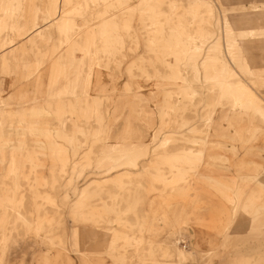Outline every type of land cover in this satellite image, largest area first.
Instances as JSON below:
<instances>
[{"label": "rangeland", "instance_id": "obj_1", "mask_svg": "<svg viewBox=\"0 0 264 264\" xmlns=\"http://www.w3.org/2000/svg\"><path fill=\"white\" fill-rule=\"evenodd\" d=\"M170 1L180 7L179 21L189 32L184 48L186 56L177 69L180 76L179 85H185L182 83L183 79L186 85L193 87L201 94V98L192 104L189 103V108L184 112L181 110V117L175 116L172 108L171 116L175 120L167 119L166 129L159 131L161 124L159 108L163 105V92L176 90L175 88L180 86L166 85L154 74L153 67L147 66L149 73L153 74L151 78L142 76L136 70V77L132 80L134 90L131 94H143L147 96V100L146 104L143 102L145 106L140 103L137 109L139 112L142 110L144 112L140 114L142 116L140 122L131 118L132 128H136L137 125L141 132L134 136L131 140L133 145L128 147L135 150L137 145L142 144L152 151L155 148L153 139L157 134L163 138L175 132L178 140L161 149L162 153L159 155H166V152L179 155L184 151L193 153L190 161H179L173 164L181 169L178 176L173 174L169 162H165L167 164H163L162 161L157 162L152 158L151 153L146 158L138 159L136 171L131 176L133 183L129 184L130 187L138 184V188L131 196L126 193L123 195L118 183L110 182L123 172L113 173L107 179H103L97 167L98 159L104 155L105 147L116 146L117 151L123 149L119 145L124 140L116 139L115 136H120L127 130L130 112L135 109L122 98L124 87L129 81L127 68L131 62L147 59L149 55L153 57L145 48V40L139 28L138 19L133 22L138 37L137 44L130 49L131 47H127L130 45L127 41L126 48L122 52L125 57H120L121 65L111 66L108 69L103 65V53L99 49L91 48V45L99 44L96 38L88 39L87 37L77 46L74 42H65L64 39L66 48L58 49V44L63 42L57 29L60 22L58 14L63 8L60 1L53 9V15H50L52 11L46 0H36L39 9L34 17L31 9L27 8V0H20L17 17L12 19L11 23L5 20L0 21L6 23L0 27V44H3L0 48V94L5 98L3 124L0 127V190L4 184L23 182L29 176L30 179L24 182L38 183L37 192H42V196L38 195V201L43 203L46 193L52 195L60 206L59 213L56 214L51 206L47 205L50 209L48 213L55 218L53 227L58 228L57 220L63 222V233L55 232V235L65 237L63 245L65 248L62 249L61 246L47 244L42 230L35 236L34 231L28 232L23 226L18 227L12 234L15 240H9L10 243L5 245V264H45L44 256H55L57 252L62 253L64 256L62 258L65 262L67 261V264H178L180 261L176 257L174 247L170 253L171 257H162L159 254L162 245L171 250V246L177 241V247L184 252L185 256L184 260H181L182 264H263V121L261 117L253 116V112L249 113L248 118L235 117L238 113L231 107L206 110L208 87L219 79L215 73L213 74L216 67L207 78L201 64L207 56L217 55L221 62L227 63L226 70L228 74L230 73L229 79L220 81L228 83L241 81L244 86L264 100V38H249L246 41V46L250 47L253 65L262 73V83L251 82L249 77L241 73L230 55L227 40V33L232 25L237 30L244 28L243 24H238L237 21L241 15H246L253 22V25L248 24V27L250 25L264 27V0H165V3ZM194 2L210 5L209 11H206L207 6L204 5L197 13L199 17L204 18L203 22H198L197 14L190 13ZM165 3L163 10L168 11ZM34 11L36 12L35 9ZM47 15L50 18L44 21ZM116 19L119 21L121 17L117 16ZM175 21L177 22L178 19L175 18ZM34 23L37 25L33 28ZM92 23L94 24L95 21H90L87 26ZM53 26L54 29L48 31ZM45 32L47 34L41 40L42 36L37 35ZM8 34L14 36L13 43L7 41ZM214 44L220 46L217 54L212 51ZM42 46L49 50L48 59L45 58L48 60L46 62L37 57L36 49ZM76 47L80 48L79 52L75 49ZM86 50H90L92 56L91 59L86 57V62L92 60L94 64L79 67L76 57H81ZM59 54L65 57L59 59ZM4 57L9 62L12 61L14 68L12 73H9L2 65L1 59ZM167 60L172 62L173 58L167 57ZM26 64L29 65L28 69H24ZM194 65L198 70L197 74L194 73ZM159 69V75H163L166 71L163 67ZM38 74H42V79L36 81L35 77ZM43 81L44 96L37 98L38 88ZM95 82L107 90L104 93L101 92L103 95L111 96V100L105 104V108L109 107L111 111V113L105 112V123L110 127L108 135H113L111 139L97 145L94 144L95 134L91 130V126L93 129L98 127L97 123L93 120L89 124L86 122V119L92 116L91 112L86 113L83 107H79L80 111H76L73 107H66L58 95L61 90L70 93L72 98L75 95L88 96L93 102L99 93ZM88 83H93L92 90L88 88ZM21 92L28 93V101L21 103L18 95ZM49 93L54 94L55 107L47 105L45 97ZM180 101L182 98L179 94L172 100L176 104ZM48 110L58 113L57 118L60 119L62 126L72 124L78 119L84 125L90 126V129L80 136L81 146L76 149L63 146L64 140L54 136L61 145L60 148L55 149L46 145L43 132L39 130L33 133L16 132L15 127L20 118H23L21 119L23 122L30 121V126L35 129L45 127L43 122L46 119H52L47 114ZM148 112L152 114L146 118ZM148 119L150 120L147 121ZM208 122L211 123L212 128L208 127ZM239 127L247 131H240ZM193 129L200 132L193 134ZM251 129L256 130L251 131ZM204 137L209 142L205 147L198 143L199 139ZM26 141L30 144L28 148L23 146ZM201 149L208 150L203 160L198 162L196 151ZM74 150L77 153L75 156ZM115 155L119 156V153ZM210 156L224 159L215 161L211 160ZM65 159L69 160L67 174L64 178L58 179L57 190L52 192L50 185L45 183L52 179L53 174L60 171L59 166ZM226 159L227 161H224ZM211 165L216 166L213 168ZM196 168L200 169L197 170L199 175L210 173V171L213 173L206 177H199L193 174ZM162 173L166 176L162 177ZM252 176H256V179H251ZM186 177L190 179L193 188L189 194L185 192ZM94 179L108 182L105 185L107 191L118 193V198L123 196V201L117 199V212L108 215L102 212L101 217H92L99 223L98 225L93 222L82 223V217L91 214L92 208L100 205L99 196L86 191ZM163 179L166 180V184ZM238 192L239 195H237ZM85 193L88 194L83 197ZM66 194L67 200H65ZM30 196L31 194L26 196L28 212H32ZM101 198L109 201L106 194ZM82 199L84 200L81 201ZM78 201L82 202L80 206H76ZM6 204L9 203L6 202ZM252 207L256 209L255 212L252 211ZM11 214L10 220H14L15 213L11 211ZM31 221L37 228L38 221L35 213ZM141 225L144 226L142 233L145 237H141L138 248L140 251H136L138 249L133 247L124 248V240L118 241L117 236L120 237L124 233L137 235L141 231ZM114 241H118V245H113ZM203 243L208 247L200 249ZM148 245L154 251L156 250L154 255L147 254L144 250ZM122 254L125 256L123 257Z\"/></svg>", "mask_w": 264, "mask_h": 264}, {"label": "bare ground", "instance_id": "obj_2", "mask_svg": "<svg viewBox=\"0 0 264 264\" xmlns=\"http://www.w3.org/2000/svg\"><path fill=\"white\" fill-rule=\"evenodd\" d=\"M19 1L20 0H0V21L5 20L7 21V23L9 22L11 23V20L17 17V11L20 8ZM59 1L63 4L62 10L58 14L60 22L57 26V29L58 32L60 33L61 41L63 40V42H60L58 44L59 50H63L66 48L64 45V39L66 40L65 42H74V45L77 46L87 37L88 39L96 38L99 41V44L98 45L93 44L91 45V48L93 47L94 49H99V51L103 53L102 54L104 57L103 65L107 69L110 68L111 66L119 67L122 63L120 57L122 58L125 57V55L122 52L126 48V42L128 41L130 43V45L127 46V47H131L130 49H132L133 45L137 44L138 42V37L133 24V22L136 19H138L139 28L145 40V48L147 49L149 54L153 55V57L149 55L147 59L143 58L138 62L137 61L131 62L129 67L127 68L126 73L129 77V81L124 87L122 98L126 99L127 100L126 102L130 105V107L134 106L135 109L133 108L134 111L130 112L131 117L129 118L130 120H128L129 122L127 124V130L123 132V134H121L120 136H115L116 139L120 138L124 140V142L121 145H119V147L123 149L117 151L116 146H107L103 149L104 155L102 156V158L98 159L97 169L101 171V173L99 174L102 175L103 179H107L108 176H111V174L113 173L123 172L122 175L117 176L115 179L111 180L110 182L118 183L119 188L123 191V195L126 193V195L131 196L137 191L138 188V184H135L134 187H130L129 185L133 183V179L131 176L134 175L136 171L135 168L137 167V160L140 158H146L151 153L152 158L157 162L162 161L163 164H167L165 162H169V166L173 174H175V176H178L181 172V169L179 167H175L174 166L175 163H178L179 161H184V162L190 161L191 154L193 152L184 151L180 155L174 154L173 152H166V155H159L162 153L161 149L166 148L171 143H174L178 140L176 138L177 133L171 132L170 135L166 137L164 136L163 138L157 134L153 139V143H155V148L152 151H149L148 148L142 144L137 145L135 150L130 149L128 146L133 145L131 140L134 138V136L138 135L141 132V130L137 128L138 127L137 125L136 128H132L133 125L131 122V118L132 119L135 118L136 121L140 122L142 117L140 114L144 112L143 110L142 112L141 111L139 112L137 109L140 103L141 104L143 102L145 103L147 100L146 99L147 96L145 97L143 94H139V93H135L133 95L131 94L132 91L134 90L133 89L134 83L132 82V80L136 77L135 71L138 70L142 76L151 78L153 74L149 73L147 69V66H150L154 68V74L157 76V78H159L166 85L180 86L179 85L180 76L177 69L180 66V63L183 61V58L186 56V52L184 48H185L186 40L187 38H189V32L184 29L182 22L179 21V18L181 16L179 11L180 7L175 5L172 1L165 3V0H136V2L134 0H46L48 7L52 11L50 15H53V9L56 7ZM27 2H28L27 8H30L32 15L36 17L37 9H39L38 5L36 4V0H27ZM164 3L167 4L166 6L168 8V11L163 10ZM204 5L206 4L194 2L191 5L190 13L197 14L199 9H202ZM206 6H207L205 7V9H207L206 11H209L208 9H210L209 7L210 5H206ZM34 9L36 10V12L34 11ZM117 16L121 17L119 21H117L116 19ZM49 18L50 16L47 15L44 17L43 20L48 21ZM175 18L178 19L177 22L175 21ZM197 19L198 22L204 21V18L199 17L198 14H197ZM92 20H94L95 23L94 24L92 23V25L87 26V24H89L90 21ZM237 21L238 24L239 23L241 25L243 24L244 28L243 29L240 28L237 30L233 27L234 25H232L228 30L227 40L229 41L230 55L234 58L236 64L238 65L241 73L244 74V76L249 77L251 82L260 83L262 81L261 78L262 73L258 70L257 67H254L255 65H253V60L249 52L250 47H248L249 45L246 46V41L249 38H259V39L264 38V27H256V26L251 27V25H253L252 24L253 22L246 15H241ZM5 24L6 23L4 22H0V27L4 26ZM248 24H251L250 27H248L249 26ZM36 25L37 24L34 23L33 28ZM166 25L168 26L167 29H166ZM52 29H54V26L48 31H52ZM46 34L47 33L45 32L37 36L39 37L42 36L41 40H43ZM7 41L9 43H13L14 36L12 34H8ZM1 47H3V44H0V48ZM219 48L220 46L218 44H214V46L212 47V51L217 54V52H219ZM75 49L77 50V52H79L78 50L80 48L76 47ZM36 51L38 52L37 57H39L40 60H43L44 62L48 61L45 60V58L48 57L49 50L47 48L45 47L43 48V46L38 47ZM90 52H91L90 50H86L82 54L80 53L82 55L81 57L77 58L75 56L77 59V65L79 67L80 66L84 67L86 65L92 66L94 64L92 60L90 62H86L85 60L86 57H89L90 59L92 58ZM187 56L190 57V55L188 54ZM58 57L59 59H62L65 56L59 54ZM167 57H172L173 61L169 62L167 60ZM1 63L9 73H12L14 69L12 67V61L9 62L8 59L4 57L1 59ZM201 65L205 71V74L207 75V78L210 77L211 73L213 72V69L216 67V70L213 72V74L215 73V75L219 79L217 82L209 85L208 87L209 92L207 94V99H208L207 104L205 105L206 110H212L217 107H221L223 109H226L227 107H231L235 109L236 112L238 113L235 115V117H242V118L243 117L248 118V116L250 115L249 113L253 112V116L255 115L262 118L264 125V100L260 99L250 88L244 86L241 83V81H234L231 83L223 81L224 79L230 78L229 76L230 73L228 74L226 70L227 69L226 62H221L220 57L215 55L214 57L207 56L203 60ZM159 67H163L166 70L163 75H159L160 73ZM28 68L29 65L26 64L24 66V69H28ZM193 68H194V73L197 74L198 70L196 66L194 65ZM46 69L47 71H49L48 67H46ZM35 78L36 81L41 80L42 74H38V76ZM221 79L223 80L220 81ZM95 83H96L95 86L98 87L99 89L97 88L94 89H97L99 93L96 95V98L93 102H91L88 96L78 97L75 95V97L72 98L70 96L71 94L66 91L60 90L58 92V95L60 96V99L62 100V102L66 107L68 108L73 107L75 108L76 111H80L79 107H83V110L86 113L87 111L91 112L92 116L87 118L86 122L89 124L93 120L94 122L97 123L98 126L97 128L93 129V126H91V130L95 134L94 144L97 145L102 143V141L104 140L111 139L113 135L111 136L108 135V129L110 127L105 123V112L111 113L109 107L105 108V104H107L106 102H108V100H111L110 99L111 96L103 95L101 92L104 93L107 90H105L103 87L101 88L98 82ZM182 83L185 85L176 87L175 88L176 90H167L163 92V96H164V100L162 102L163 105L159 108V116L161 122L159 126V131H163L164 129H166L165 122L167 119H169L170 121L175 120V118L171 116L172 112L174 113L175 116L176 115L180 116L181 110L182 112H184V110L189 108L188 105L189 103L192 104L194 103V101L201 98V94L197 92L193 87L186 85V82L183 81V79H182ZM43 84L44 81L42 85H40V88H38V94L36 95L37 98H42L44 96L45 90L42 88ZM88 84H89L88 88L92 90V88L94 87L92 86L93 83H88ZM136 86L138 87V85ZM178 94L181 96L182 101L176 104L172 102V100H174L175 96ZM12 95L13 93L10 95V97ZM18 95L20 97L19 99L21 100V103H24L29 100L28 93L26 92H21ZM53 95L54 94L49 93L45 97L47 105L49 107L56 106V100L53 97ZM126 106L128 105L126 104ZM4 107H5V98L3 95L0 94V127L3 124L2 113L4 112ZM130 107L128 106V108ZM47 114L50 115L52 119H46L43 122L46 125L45 127L40 129H35V127L30 126V121L23 122L21 121V119L23 118H20V120L17 122V126L15 127L16 132L33 133L34 131L39 130L43 132L42 134L45 137L46 145L48 147L55 149L60 148L61 145L58 143L57 140L54 139V136L56 138L64 140L63 146H69L73 149H76L79 146H81L80 136L90 129L89 125H84L78 119V120H74L72 124L69 123L65 126H62L60 119L57 118L58 115L57 112H54L53 110H48ZM151 114H152L151 112L150 113L148 112L147 116L145 114L146 118L150 117ZM146 118L144 120H146ZM149 120L150 119H148L147 121ZM207 125L209 128H212L210 122H208ZM239 128L240 131H247V129L244 128L241 129V127ZM253 130L255 131L256 129H251V131ZM199 132L200 131H197L196 129L192 130L193 134ZM198 143L201 144L203 147H205L209 142L207 141V138L204 137L203 139H199ZM239 143L241 144V142ZM23 146L25 148H28L30 144L27 143L26 141L24 142ZM206 151L204 149L196 151L198 153V157H196V160H198V162H201V160H203ZM73 153L74 156L77 154L75 150L73 151ZM116 153H119V156H116L115 155ZM210 158L211 160H215V161L224 159L218 156H213V157L210 156ZM165 159H168L169 161H166ZM224 161H227V159ZM68 164H69V160L65 159L59 166L60 171L57 174H53L52 179L49 182L45 183L46 185H50V188H52V192H56L57 190V187L59 185L58 179L64 178L65 175L67 174ZM215 166L211 165V167L213 168ZM131 169L133 170L130 171ZM197 170L200 169L196 168L193 170L194 172L193 174L196 176L199 175ZM210 173L213 172L210 171ZM210 173L208 172L206 174H200L199 177H206ZM165 176L166 175L162 173V177ZM156 177H158V175H156ZM28 178H25L24 180H28ZM251 179H256V176H252ZM24 180L23 182L16 181L13 182L12 184H4L0 190V264H2L3 261H5L3 264L6 263L5 260L6 254L4 250L5 245L9 242V240L11 241L15 240L12 234L15 231H17L16 229L18 227L21 226H23V228H26L28 232L34 231V233H36L35 236H37V234L40 233V231L42 230L44 232V240L47 242V244L50 243L51 245L61 246L62 249L65 248L63 246L65 244L64 242L65 237L61 235H55V232L63 233V228H62L63 222L61 220H57L58 228H54L53 226H54L55 218L50 213H48L50 209H48L47 207V205L51 206V209H53V211H55V213L58 214L59 213L58 209L60 208V206L56 203V200L52 195L46 193H45V197H43V203H41L42 201L41 202L38 201V197H39L38 195L42 196V192L40 191L39 193L37 192L38 183L36 184L28 183V181L24 182ZM163 182L166 184L165 179H163ZM107 183L108 182L106 181H102V179H94L92 183H90L88 187L89 189L88 188H86L88 190L85 189L89 194L93 193L99 196L98 201L100 202V205L93 207L91 210V214L82 217V223L88 224L90 222H93L95 225H98L99 223H97L94 219H92V217H101L102 212L108 215L110 213H115L118 211L117 199L120 200L122 199L123 196L118 198L119 197L118 193L107 191L106 190L107 188L105 187ZM192 190L193 188L190 179L186 177L185 179L186 194H189V192L191 193ZM88 193L83 194V197L86 196ZM27 194H31L30 207H32V212L31 211L28 212V208H26ZM105 194L107 199L109 200L108 202L105 199L101 198V196ZM237 195H239V192L237 193ZM67 199H68V195L66 194L65 200ZM83 200L84 199H82L81 201ZM125 200H129V198L127 199L125 198ZM81 201H78L76 206H80V204L82 203ZM6 202H8L9 204H6ZM251 209L254 212L256 210L253 207ZM43 210H44V214H42ZM11 211L15 213L16 217L14 220H10L12 215ZM34 213L36 215V220L38 221L37 228L32 224L31 221V218L32 216H34ZM263 225H264V206H263ZM140 228L141 231H139L137 235H135V233H132L131 235L124 233L120 237L117 236L118 241L120 239L124 240V248L127 247H133L134 249L139 248V245L141 244V237L142 238L145 237L142 233L144 226L141 225ZM118 241L116 242L114 241L113 245H118L117 244ZM177 242L173 246H171V250H169V248L166 247L165 245H162L159 254L162 257H171L170 253L173 251V247H174V250L176 251V257L180 261V263L178 264H182L181 262L184 260L185 256H184V252L179 247H177ZM144 250L146 251L147 254L150 255H154L156 253V250L154 251L150 245H148V247ZM136 251H140V250L138 249ZM125 254H122V256L124 257ZM62 257L64 256L62 255L61 252H57L55 256L45 255L44 256L45 264H67V261L65 262ZM263 264H264V253H263Z\"/></svg>", "mask_w": 264, "mask_h": 264}, {"label": "crops", "instance_id": "obj_3", "mask_svg": "<svg viewBox=\"0 0 264 264\" xmlns=\"http://www.w3.org/2000/svg\"><path fill=\"white\" fill-rule=\"evenodd\" d=\"M205 247H208V246H207V244L203 243V245L200 246V249L205 248Z\"/></svg>", "mask_w": 264, "mask_h": 264}]
</instances>
